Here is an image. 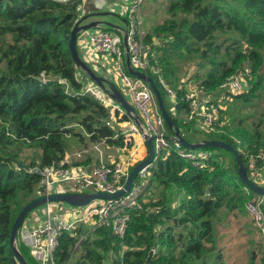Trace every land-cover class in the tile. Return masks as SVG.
I'll use <instances>...</instances> for the list:
<instances>
[{
  "label": "trees",
  "instance_id": "1",
  "mask_svg": "<svg viewBox=\"0 0 264 264\" xmlns=\"http://www.w3.org/2000/svg\"><path fill=\"white\" fill-rule=\"evenodd\" d=\"M167 13L169 18L154 27L146 41L157 42L154 58L175 92L176 111L169 113L173 128L166 127L168 134L178 132L192 144L214 140L236 150L263 149L264 137L241 128L242 120L235 122L234 131L222 122L230 118L227 105L232 103L241 111L253 100H264V0H173ZM77 19L75 6L48 0H0V264H20L9 243L16 207L19 213L36 199L42 186L39 174L18 169L16 164L41 171L71 152L68 138H76L82 147L102 139L109 144L117 129L109 110L93 98L68 95L56 81L43 84L39 80L45 73L64 79L74 92L82 90L87 76L75 66L67 47ZM178 59L192 63L187 82L195 81L201 99L218 109L215 132L195 129L197 120L185 101L190 89L175 75ZM247 63L251 67L247 89L222 94L219 86ZM149 77L168 110L157 78ZM225 105L228 108L223 110ZM122 140L112 144L121 149ZM24 148L36 151L29 162L21 158ZM188 150H209L213 156L194 166L171 148L157 162L144 210L131 212L123 238L103 227L90 231L85 223L79 224L60 236L54 264H149L152 250L154 264H224L215 222L224 210L233 217L250 218L245 205L259 195L244 189L230 153L208 147ZM221 152L231 155L229 165H224ZM239 155L248 173L247 158ZM90 162V157L75 158L73 165ZM249 245L247 264H264L258 235ZM18 248L27 263L34 264L29 249L24 244Z\"/></svg>",
  "mask_w": 264,
  "mask_h": 264
},
{
  "label": "built area",
  "instance_id": "2",
  "mask_svg": "<svg viewBox=\"0 0 264 264\" xmlns=\"http://www.w3.org/2000/svg\"><path fill=\"white\" fill-rule=\"evenodd\" d=\"M48 1L75 6L80 15L82 12L88 13V11H85L88 6L93 11L110 10L115 14L118 12L124 17L126 27L122 29L118 26H111L109 30L104 29L101 24H95L94 27L80 31L77 34V39L80 37L81 43L87 41L90 45L88 49L93 51V53L89 52L87 59L93 61L97 58L100 59L99 67H95V71L91 70L95 74L97 72L96 75L104 80L105 89L100 88L87 77L82 90L74 92L64 79L51 77L45 73L40 74L39 80L43 84L48 81H56L64 86L65 93L68 95L75 97L86 95L93 98L109 110L112 118H114L113 121L116 122L117 129L114 136L109 139V144L106 143V139H102L92 146L93 158L96 160L93 166H89V168L73 166L71 164L72 157L66 156L60 161L44 167L40 171L42 186L37 191L36 198L57 193L74 192L64 188L62 185L65 183H79L90 189L89 193L99 192L114 195L124 190L132 169L147 158L148 152L145 145L147 139H152L154 156L149 164L137 172L130 190L123 195L107 200H93L84 207L75 208L66 205L65 208H69L67 212L75 216L73 221L66 222L62 220L51 206V203H45L36 208L39 214L43 216V220L34 226H23L24 223H28L25 221L28 218L26 217L21 223V229L19 228L17 231L16 238L29 249L31 257L36 258L39 264H54L53 255L62 233L70 234L77 225L82 223H85L90 231L103 227L114 237L123 238L131 212L144 210L142 205L147 202L145 199L146 189L154 174L157 162L166 157L171 148L176 150L178 157L191 162L194 166L202 165L203 162L210 160L213 156V152L209 150L192 152L182 146L175 133L169 135L152 89L147 82L129 75L127 71L126 59H128L129 66L134 71L144 73L148 77H156L165 93L169 106L168 113L175 114V92L166 83L162 69L154 58L153 46L157 42H147L146 33L142 29L139 15L144 0ZM108 59L114 64L117 73V84L130 97L131 103H127L133 108L134 112H127L109 95L111 86L116 87V85L114 84V76H109L102 67L106 65ZM250 77L251 67L247 63L241 70L222 83L219 90L222 94H239L247 89ZM185 101L189 103L191 114L197 120L195 129L215 132V125H219L216 106L207 99L202 100L197 93L190 91L185 95ZM121 119H124V121L119 123L118 121ZM120 138L123 139V147L118 148L115 155L106 156L104 148L106 146L114 148L112 142L119 141ZM136 138L139 142H134ZM139 150L143 152L141 159L137 158ZM237 151L247 158L248 179L256 186L264 188V148L252 152L239 147ZM56 185H59L60 189H52L51 191V188ZM244 189L247 190L248 188L245 187ZM263 206L264 196H257L246 203L245 209L251 218L252 226L258 234L260 242L264 246ZM74 209L79 212L76 213ZM147 210H149L148 207ZM152 252L154 254L155 250H152Z\"/></svg>",
  "mask_w": 264,
  "mask_h": 264
},
{
  "label": "rangeland",
  "instance_id": "3",
  "mask_svg": "<svg viewBox=\"0 0 264 264\" xmlns=\"http://www.w3.org/2000/svg\"><path fill=\"white\" fill-rule=\"evenodd\" d=\"M173 0H144L140 7V19H141V25L142 29L145 33H150L151 30L162 24L166 19L169 18V14L167 13V8L170 4V2ZM90 7L88 6L85 11L88 13L85 14L82 12L80 15V12H78V18L80 16L86 17L83 24H90V23H96L101 24L104 29H109L111 26H118L122 29H125L126 24L124 17L118 12L115 14L108 11H93L90 10ZM95 14V15H93ZM80 17L79 20L82 18ZM75 25V24H74ZM111 25V26H109ZM93 30V29H92ZM81 38L78 37L76 41V47L79 52V55L81 59L92 69L95 71V67H99L100 65V59L97 58V60H88L87 57L90 53H93L92 50H89L88 47L90 45L87 41L80 42ZM83 50V51H82ZM90 52V53H89ZM93 57V56H92ZM108 63V64H107ZM106 65L102 66L109 76H114V84L119 89V91L123 94L125 100L128 103H131L130 97L124 93L123 90H121L117 84V73L114 68L113 62L108 59ZM175 75L179 79L180 83L187 82V79L192 76L193 69H192V63H185L183 59H178L175 62ZM96 74H98L96 72ZM82 77V75L80 74ZM197 83L193 80L188 81L186 83V87L190 89V92L197 93L195 89H197ZM230 101V100H229ZM166 106L168 104L166 103ZM230 107V113L229 117L222 122V125L229 124L231 126V131L235 130V124L242 120V126L241 128L246 129L249 133H259L262 137H264V100H253L252 102L248 103L245 106H241L242 110L240 111V108L238 106H232V103L227 105ZM226 105L222 107V109L228 108ZM234 121V122H233ZM236 122V123H235ZM69 139V147L71 148L72 152L81 151L82 146L78 144V141L76 138H68ZM76 145V146H75ZM107 146L104 148V151L107 152ZM36 153L34 149L24 148L21 158L27 159V162H29L28 159H31V157ZM223 155V162L224 165H229L231 163V155L227 154L226 152H221ZM64 188L72 190L74 192H80V193H89L90 189L83 187L79 183H65L62 185ZM53 190H59V185H56L51 188V191ZM156 198V196H154ZM51 206L53 209L56 210V213L58 216L66 221H73L75 216H73L71 213L67 212L66 204L60 203V202H54L51 203ZM66 209V211H65ZM21 211V210H20ZM19 211V212H20ZM76 213L79 211L77 209H74ZM17 207H16V217L18 215ZM28 218L25 220L28 223H24L23 226L26 227H32L36 223L43 220V216L39 214L37 209L33 210L31 213L28 214ZM216 228H218L216 231V242H217V248L221 247L222 253L224 254V264H247L248 262V254L247 250L249 249V241L252 239L257 240V235L255 231L253 230L251 226V220L248 216H245L244 214H240L238 217H233V215L228 213L227 210H224V214L220 215V221L215 222ZM22 226V227H23ZM21 229V228H20ZM22 244L20 240L15 241V249L17 252H19L18 246ZM20 254V252H19ZM21 255V254H20ZM32 258V263L39 264L38 260L36 258ZM26 261V260H25ZM27 263V261H26ZM28 264V263H27Z\"/></svg>",
  "mask_w": 264,
  "mask_h": 264
},
{
  "label": "water",
  "instance_id": "4",
  "mask_svg": "<svg viewBox=\"0 0 264 264\" xmlns=\"http://www.w3.org/2000/svg\"><path fill=\"white\" fill-rule=\"evenodd\" d=\"M93 15H95V14H93ZM85 19H86V17H82L72 27L70 34H69L67 47H68V50L70 52L71 58H72L73 62L75 63V66L77 68H79L89 78L90 81L95 83L100 88L105 89L104 88L105 83H104L103 79L101 77H98L90 69V67L81 59L79 52L77 50V47H76L77 34L80 31L94 27L96 24V23L83 24ZM109 26H111V25H109ZM125 40H126V37H125ZM124 44H125V41H124ZM126 67H127V71L129 73V75H131L133 77L140 78V79H142L148 83V85L150 86V88L152 89V91L155 95L159 110H160V112H161V114L165 120L166 126L169 129H172L173 123L171 121L170 115H169L168 111L165 109L162 96L160 95V93L156 89V86H155L153 80L150 77L146 76L144 73L134 71L133 69H131L129 66L128 59H126ZM109 91H110V94H109L110 97L114 101H116L118 104H120L127 112H134L133 108L125 100L123 94L115 86H111ZM175 135L179 138L182 146L187 148V149H198L201 147H208V148H215V149L224 150V151L230 153L233 156L235 163L237 165L238 176H239L242 184H244L249 190L258 194L259 196H264V188L256 186L254 183H252L248 179L247 172H246V169L242 163L240 155L234 147H232L231 145H229L225 142L214 141V140L202 141V142L197 143V144L187 143L186 141H184L180 137L178 132H175ZM145 145H146L147 152H148L147 158L143 162L139 163L138 165H136L132 169V171L130 172V174L128 176L127 182L124 186V190H121V191L117 192L116 194L108 195V194L99 193V192H97V193H74V192L57 193V194H53V195H49V196L36 198L35 200L30 202L29 204L25 205L21 209V211L19 212L17 217L15 218V221H14V223L10 229V237H9V243H10L11 249H12L13 253L15 254L19 263L20 264H27L25 259L22 257V255H20L19 252L16 251L15 241H16L17 231L20 228L22 221L26 218V216L29 213H31L33 210H35L36 208H38L39 206H41L45 203L60 202V203L66 204L68 206L77 208V207H84V206L88 205L89 203H91L93 200H98V199L107 200V199L116 198L118 196L123 195L125 192H128L130 190L132 182L135 179L137 172L139 170H141L143 167H145L147 164H149L153 159L154 151H153L152 139H147L145 141ZM16 167L18 169H23L26 172H32V171L36 172L37 174H39L41 176L40 170H38V169L30 170V168L25 164L17 163ZM152 256H153V252L151 251L148 255L147 263L154 264L151 261Z\"/></svg>",
  "mask_w": 264,
  "mask_h": 264
},
{
  "label": "crops",
  "instance_id": "5",
  "mask_svg": "<svg viewBox=\"0 0 264 264\" xmlns=\"http://www.w3.org/2000/svg\"><path fill=\"white\" fill-rule=\"evenodd\" d=\"M146 36H147V33H146ZM134 142H139L138 141V139L136 138V139H134ZM92 146L93 145H85L83 148H82V150L81 151H76V152H67L66 154H65V156L64 157H66V156H71L72 157V159H71V164L73 165V162H74V160H75V158H81V159H83V158H85V157H90V159H91V162L89 163V165L88 166H83V165H81L80 167H87V168H89V166L91 167V166H93L94 165V163L96 162V160H94V158H93V152H92ZM115 146V145H114ZM107 152H106V156H109V155H115L117 152H118V149H116V147H114V148H107ZM89 151V152H88ZM82 152H84V153H82ZM142 155H143V152H141V150H139V155H137V158L138 159H141L142 158ZM73 166H75V165H73ZM77 167H79V166H77ZM31 255V254H30Z\"/></svg>",
  "mask_w": 264,
  "mask_h": 264
}]
</instances>
